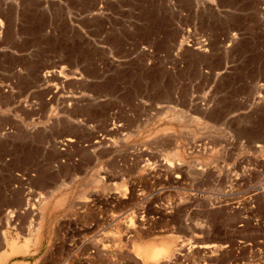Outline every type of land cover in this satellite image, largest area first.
Here are the masks:
<instances>
[{"label":"rangeland","instance_id":"374dc122","mask_svg":"<svg viewBox=\"0 0 264 264\" xmlns=\"http://www.w3.org/2000/svg\"><path fill=\"white\" fill-rule=\"evenodd\" d=\"M262 3L0 0V264H264Z\"/></svg>","mask_w":264,"mask_h":264},{"label":"bare ground","instance_id":"6f19581e","mask_svg":"<svg viewBox=\"0 0 264 264\" xmlns=\"http://www.w3.org/2000/svg\"><path fill=\"white\" fill-rule=\"evenodd\" d=\"M235 0H229V8H233V2ZM263 3H264V0H262ZM236 3V2H235ZM262 3V4H263ZM242 4V3H241ZM240 4V5H241ZM239 5V7L237 8H240L239 11H241V13L243 12V8H241ZM264 7V6H263ZM245 9V8H244ZM256 10V9H255ZM263 8L261 9V11L263 12ZM213 11V10H212ZM257 11V10H256ZM255 11V12H256ZM229 13V16L234 14V10H230V11H227ZM248 12V11H246ZM260 13V12H259ZM251 14V13H250ZM217 15V14H216ZM234 15H237L236 17H238L239 19L241 18L240 14H234ZM214 16V15H213ZM243 16V19L241 21H243L242 23L239 21V24H237V20L235 18L234 22L231 24L232 26H229L227 27L228 28V33H227V41H229L230 45L235 43L239 37L241 38V36H244L242 35V32H245V19L247 16L245 15H242ZM262 16V15H261ZM245 17V18H244ZM251 17V16H250ZM257 17V16H256ZM262 18V17H261ZM232 19V18H229V20ZM249 19V18H248ZM256 19V18H255ZM259 19V18H258ZM225 20V18H224ZM257 20V19H256ZM231 21V20H230ZM233 21V20H232ZM231 21V22H232ZM230 22V23H231ZM236 22V23H235ZM258 22V21H257ZM256 22V23H257ZM263 22V21H262ZM259 23V22H258ZM213 25V24H212ZM261 25V24H260ZM257 28V27H255ZM263 28V27H262ZM225 31V30H224ZM262 32V31H261ZM255 33V32H254ZM253 34V33H252ZM251 34V35H252ZM226 35V34H225ZM253 39V38H252ZM245 40V39H244ZM243 41V40H242ZM226 49V48H225ZM253 50V49H252ZM240 56V55H239ZM263 58V57H262ZM242 65V64H241ZM258 67V66H257ZM216 68V67H215ZM219 68V67H218ZM223 68V67H222ZM229 68V67H228ZM263 68V67H262ZM227 70V69H226ZM227 72V71H226ZM217 74V73H216ZM215 75V74H214ZM257 78V77H256ZM254 82V81H253ZM256 84V83H255ZM260 87L259 89L261 91L264 90V84H259ZM263 89V90H262ZM261 96V95H260ZM264 96V95H263ZM260 98V97H259ZM260 102H264V98L261 97L260 99ZM259 102V101H258ZM257 102V103H258ZM178 151V150H177ZM178 156H180L178 154ZM177 157V156H176ZM180 161V160H179ZM171 165V164H170ZM125 194V193H124ZM46 201V200H45ZM60 204V203H59ZM49 208V207H48ZM53 208V207H52ZM44 210V209H43ZM42 210V211H43ZM43 214V213H41ZM40 228V227H39ZM39 235V233H37V236ZM35 237V236H34ZM183 242V241H182ZM9 243V242H8ZM7 243V245L11 248L10 250L12 251V253L14 254H19V253H24L26 252L27 250V247H28V244H25L23 246H20L18 245L16 242H10L9 244ZM182 244V243H180ZM204 244V243H203ZM186 245V244H185ZM190 245V244H189ZM202 246V245H200ZM183 248V247H182ZM181 248V249H182ZM201 249H204L205 250H212L214 248H216V245H205V246H202L200 247ZM181 249H179V247L177 245H175L173 243V241L171 242L170 240H164V241H159V242H154V243H148V244H144V245H139V246H136V258L141 260V262H143V264H169V263H175L176 261L179 260V256L181 254ZM196 249V248H195ZM222 249V248H221ZM201 252V251H200ZM209 253V252H208ZM8 254V253H7ZM7 254H5L7 256ZM13 254V255H14ZM4 255V256H5ZM12 255V254H11ZM191 256V255H190ZM8 257V256H7ZM6 257V258H7ZM196 258V257H195ZM190 259V258H189ZM187 260V259H186ZM262 262V261H261ZM177 264V263H176ZM180 264V263H179ZM219 264V263H218Z\"/></svg>","mask_w":264,"mask_h":264}]
</instances>
